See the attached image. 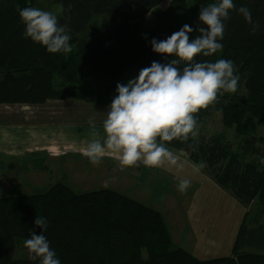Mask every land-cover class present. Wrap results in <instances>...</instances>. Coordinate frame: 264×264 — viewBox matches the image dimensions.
<instances>
[{"label":"trees","instance_id":"1","mask_svg":"<svg viewBox=\"0 0 264 264\" xmlns=\"http://www.w3.org/2000/svg\"><path fill=\"white\" fill-rule=\"evenodd\" d=\"M36 1L0 0L1 109L66 100L108 108L118 83L136 77L153 61L167 62L151 50L150 41L165 40L185 24L203 27L199 10L214 2L170 0L149 24L145 18L160 0H52L62 6L58 21L71 29L72 51L51 54L24 36L19 11L35 7ZM234 3L248 7L258 27L254 30L236 11L230 12L222 50L195 59L231 60L240 77L238 90L219 96L196 119L200 124L219 115L220 125L232 129L240 145L232 149L225 131L207 142H166L244 210L230 256L203 260L176 248L161 213L118 192L77 193L57 183L42 194L0 198V264H39L26 248L29 259L12 255L16 241L30 238L32 231L39 234L34 220L41 216L47 218L44 235L61 264H264V147L254 148L257 129L264 126V0ZM197 35L194 31L190 39ZM26 157L17 165L8 163L9 170L14 165L21 175L46 170L38 154Z\"/></svg>","mask_w":264,"mask_h":264},{"label":"clouds","instance_id":"2","mask_svg":"<svg viewBox=\"0 0 264 264\" xmlns=\"http://www.w3.org/2000/svg\"><path fill=\"white\" fill-rule=\"evenodd\" d=\"M236 11L246 23L253 24L252 11L246 6L236 7L234 0H214L199 10L198 21L203 27L185 24L165 40L150 41L151 50L167 59L153 61L126 83L116 85V95L99 128L91 123L93 137L84 148V155L92 165H99L106 155L119 158L123 167L140 164L149 168L182 170L184 165L166 142H187L199 135L196 114L218 103L225 93H236L240 77L234 63L227 59L197 61V56L212 57L223 48L225 22L230 12ZM24 25V36L45 47L48 53L72 51L71 36L66 25H61L51 11L25 7L19 11ZM258 25L253 24V28ZM198 32L190 39L191 33ZM260 162L264 164V158ZM200 168L205 167L203 163ZM191 186L181 180L178 190L185 193ZM30 238L24 241L33 260L39 264H61L44 235L48 227L45 217H35Z\"/></svg>","mask_w":264,"mask_h":264},{"label":"rangeland","instance_id":"3","mask_svg":"<svg viewBox=\"0 0 264 264\" xmlns=\"http://www.w3.org/2000/svg\"><path fill=\"white\" fill-rule=\"evenodd\" d=\"M169 2L170 0H160L158 4H156L157 6L155 7V9L146 16L145 20L150 24L153 18L152 16H154L155 12L167 8V3ZM35 7L46 11H51L56 14L57 17H60L62 15L61 4L53 2L52 0H37L35 3ZM20 107L23 106L10 105L7 109H11L10 111L14 113V115H17L14 116L15 119L10 118L5 121L12 122V124L22 128L27 126V121L33 120L30 121V124H32L31 126H34L36 123L37 127L35 126V129L39 128L40 131H43V129L50 130L51 127L55 126V128L64 130L65 133H67L72 138V140H76L79 138V141H76L82 145L83 149H76L74 147H71L74 145V143H67L68 138L66 137V134H64V136H62L61 134L54 135L53 139L46 138L41 143L35 142L36 138L38 137L37 135H35V133L28 134V136L31 137L30 139L34 140V142H32L30 145H35L37 149L39 148L37 145H44L43 147H48L44 150H41V152L39 151L41 155L44 153L43 156L46 158L45 160L50 159L48 156L53 158L56 157L55 155H60V152L58 153V151H56L54 148H51L50 146L55 147L56 145L62 147V149L59 150H64L67 153H71L64 154L65 157H62L59 160L53 158L55 160L47 163L45 161V171H29L26 172L25 175H21L20 173H18L19 171H17V167L15 165L11 169L12 171L9 170L8 163L13 160V162L17 165L21 163L23 159H5L4 156H2L4 155V153L0 152V198L42 194L57 183H63L77 193L96 191L100 189H110L111 191L118 192L133 200H142L143 202H148L150 204V208H153V210L155 209L162 214L166 225L169 228L170 234H174L175 225L171 224L173 227L169 225L170 218L174 216V214L172 213L174 211L170 209L169 201L175 202V200H188L192 195V191L189 190V188L185 193H181L178 190V184L181 180L166 173L164 174V172L157 169L145 168L144 172H138L136 169H134L135 167H123L119 163V158L113 155H106L104 158H102L99 165H92L89 163V160L85 157L84 153H82V151L84 152V148L86 147L87 143L91 139H93V137L90 135L92 130L90 122H94L97 128H99L103 120L105 119L104 112H106L108 108H101V106L97 107L89 104L87 105V103L77 101L75 102L73 100L51 101L46 103L45 105L39 106L40 108L35 107L39 109L38 112H42L43 108H45L46 110L51 107L47 110V114H37L33 111L27 112V110L25 109V111L21 113V109H19ZM9 110L5 111L4 109H0L1 116L3 117L6 114L13 115L11 112H9ZM46 117L51 119L47 120ZM5 121L4 119H0V122ZM220 124V116L217 114L212 115L208 119H205L202 123L198 124L199 135L194 137L193 139L197 142H207L209 141L210 137L218 134L221 131H225L226 141L231 143L233 147L232 149H238L240 142L238 139H235L233 137V130H224L222 125ZM27 129L29 132L33 128ZM255 136L259 141L254 142V148L262 150L264 147V126L258 127ZM2 142H4L6 146L14 148L17 153L25 154V149L20 146V144L25 142V140H21L14 134V132L11 136L2 134L0 132V148L4 147L1 146ZM246 159L250 160V157H246ZM137 167L138 169L140 168L139 166ZM50 169L52 171H50ZM47 170H49L50 172L49 175L47 173ZM198 171L200 170L198 169ZM141 173L143 175L140 177ZM148 173H151V176L146 177ZM200 173L203 174L201 171ZM127 181L130 182V185L122 186V184H127ZM28 182L30 186H25V184ZM41 182H43V184L40 185ZM35 185L39 187H35ZM193 186L194 185H192L191 187L193 188ZM223 193L225 195V199L221 201L222 205L221 203H218L219 199L216 196L214 197V195L209 191H206L200 195L201 203L206 206L205 213H201V218L204 222H206V220H209L212 216L211 213L214 212L215 214L213 219L217 221L218 224L219 222H226V192L223 191ZM227 210H229L228 207ZM175 213L182 214L183 212H180L179 210ZM232 213L234 216L235 213ZM183 215H181L182 221L186 225L189 223V220ZM224 223H221L219 225L217 231L222 233V226L224 225L223 231H225V240L223 243H218L220 245V254L214 258L228 257L231 254L232 248H230V246L232 245V243L229 244V247L227 246L229 248L227 252L225 248L226 223ZM207 232H209V230H207ZM14 244L15 250L14 255H12L13 258L15 260L29 259V256L24 247V241H16ZM174 246L179 249L183 248L181 246L179 247V245L176 243H174ZM247 252L256 251L247 250ZM261 254L264 255V252H262Z\"/></svg>","mask_w":264,"mask_h":264},{"label":"crops","instance_id":"4","mask_svg":"<svg viewBox=\"0 0 264 264\" xmlns=\"http://www.w3.org/2000/svg\"><path fill=\"white\" fill-rule=\"evenodd\" d=\"M28 108H29V110H28ZM50 108L51 107H49L48 109H50ZM2 109H4L5 111L9 110L7 108H2ZM19 109H21V113H23V111L27 110V112L33 111L37 114H47V110H48V109L45 110V108H43L42 112H38V110H39L38 108H35V107H31V108L27 107L26 108V106L20 107ZM10 110H9V112H11ZM12 114L13 115L6 114L3 117L0 114V119H4V121L7 119H10V118L15 119L14 116L17 114H15V115H14V113H12ZM42 116H48V115H42ZM46 119L49 120L51 118L46 117ZM46 119H44V120H46ZM30 121H33V120L27 121V126L22 127V128L18 127L17 125L12 124V122H7V121L0 122V132L2 134H6V135L11 136L12 133L14 132V134L17 137H19L21 140H25V142L20 144V146L25 149V154L17 153L14 148L8 147V146H6V144L4 142H2L1 146H4V147L0 148V152L4 153V155H2V156H4L5 159H7V158H14V159L21 158V159L25 160V159H27L26 155L36 153L39 155L40 158H42L44 160V162L46 161V163H47V162H50L52 160H55L53 158H56L59 160L62 157H65L64 154H66L67 152H65L64 150L63 151L59 150V149H62V147L55 145L56 148L54 146H50V147L54 148L56 151H58V153L60 152V155H55L56 157H53V158L48 156L50 159L45 160L46 158L43 156L44 153L41 155L39 153V151L41 152V150H44L45 148H48V147H43L44 145H37L39 147L37 149L35 147V145H30L32 142H34V140L30 139L31 137L28 136V134H30V133H35V135L38 136L36 138L35 142H40V143L42 141H44L46 138L53 139L54 135L61 134L62 136H64V134H66V137L68 138L67 143H72V142L74 143V145L71 147H74L76 149L77 148L83 149L82 145L77 142V141H79V138L76 139L77 141L72 140V138L67 133H65L64 130H60L58 128H55V126H54V127H51L50 130H48V129L44 130L43 129V131H40L39 128L35 129L37 127L36 123L34 126H31L32 124H30ZM27 128H30V129L33 128V129L28 132ZM70 153L71 152H69L67 154H70ZM82 153H84V152L82 151ZM179 157H180L181 162L184 165L182 170L177 171L174 168L169 169L167 166H165L163 168H150V169L161 170L162 172H164V174L166 173V174L173 176L179 180L188 179L191 181V186L194 185L193 188L191 186L189 187V190L192 191V195H191L190 199H188V200H175V202L169 201L170 209H172L174 211V212H172L174 214V216H172L170 218V220H169L170 224L169 225H171V224L175 225L174 226L175 232L173 235L171 233L172 236H170V237L172 238L174 243L179 245V247L180 246L183 247L182 249L188 251L189 253H191L192 255H194L195 257H197L199 259L205 260V259H211V258L217 257V255L220 254L219 253L220 245L218 243H221V242L223 243L225 240V231H223L224 225L222 226V233L217 231V229L221 223H224V221L219 222V224H218L217 221H215L213 219L215 212L211 213V215H212L211 218L209 220H206V222H204L202 220L201 213H205L206 206L203 203H201L200 195L206 191H209L214 195V197L216 196L219 199L218 203H221V201L223 199H225V195H224L223 191L218 186H215V184L206 177V175L201 174L200 171H198V169L196 167H194L190 163H188V161L184 157H181V156H179ZM140 165L141 166L139 169H138V167H135V168L133 167V168L136 169L138 172H140V171L144 172L145 168H149V167H145L143 164H140ZM50 171H52V170L50 169ZM142 175L143 174L141 173L140 177ZM149 176H151V173H148L146 177H149ZM43 182H41L40 185L43 184ZM129 185H130L129 181H127V184H125V185L122 184V186H129ZM25 186H30L29 182L26 183ZM35 187H39V186L35 185ZM136 201L140 202L144 205H148V207H150V204L148 202H143L142 200H136ZM221 205H222V203H221ZM227 207L229 208V210H227ZM176 208H177V210H176ZM240 208H242V207H239V205L232 198H230V196L226 193V210H225L226 211V222H225L226 223V247H225L226 252L229 249L228 248L229 244L232 243V245H233V242L236 238V234L238 232L240 221L244 215V210L240 209ZM179 210H180V212H183V213L182 214L175 213ZM232 212L235 213L234 216H233ZM181 215L185 216V218H187L189 220L188 224L185 225L183 223ZM216 218H218V217H216ZM207 230H209V232H207ZM231 246H230V248H232Z\"/></svg>","mask_w":264,"mask_h":264}]
</instances>
